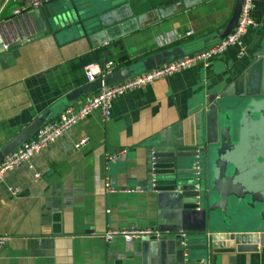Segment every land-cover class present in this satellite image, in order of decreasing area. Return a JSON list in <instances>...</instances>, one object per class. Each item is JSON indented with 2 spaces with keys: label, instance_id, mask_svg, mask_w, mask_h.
<instances>
[{
  "label": "crops",
  "instance_id": "crops-1",
  "mask_svg": "<svg viewBox=\"0 0 264 264\" xmlns=\"http://www.w3.org/2000/svg\"><path fill=\"white\" fill-rule=\"evenodd\" d=\"M14 5L9 0L0 11V34L8 42L6 49L0 47V147L35 117L54 118L65 105L75 106L96 91L65 98L91 82L83 69L72 67L79 55L105 47L108 56L93 62L112 60L116 69L156 52L165 51L166 61L190 54L220 38L234 0H124L101 15L104 25L98 22V29L71 36L43 28L41 5L13 14ZM250 15L254 24L242 36L241 55L231 45L207 65L196 62L114 96L107 118L98 110L89 112L9 170L0 181V233L7 236L0 264H179L170 254L150 261L147 250L153 248L142 238L104 240L100 233L108 227L157 224L156 190L145 153L150 138L170 126L193 130L202 98L229 83L241 96L259 90L264 0H253ZM121 50L128 63L118 60ZM262 99L255 97L257 104L244 111L238 148L247 159L241 167H252L253 181H264ZM105 182L115 190L107 191ZM249 229L235 220L226 227ZM219 250L207 264H264V245Z\"/></svg>",
  "mask_w": 264,
  "mask_h": 264
},
{
  "label": "water",
  "instance_id": "water-1",
  "mask_svg": "<svg viewBox=\"0 0 264 264\" xmlns=\"http://www.w3.org/2000/svg\"><path fill=\"white\" fill-rule=\"evenodd\" d=\"M121 1L124 0H48L41 5V23L43 28L67 36L88 34L104 25L101 15ZM240 3L241 0H234L220 38L235 24ZM164 61L165 51L153 53L113 69L103 77V83H112ZM261 64L259 90L253 95L233 93L230 83L220 92L207 93L196 110L193 130L170 126L155 134L146 145L148 178L156 190L154 226L161 231L159 237L142 238L153 248L147 250L150 261L158 263L170 254L179 264H207L221 247L253 249L257 244L264 245V181L249 177L252 167L242 168L247 159L244 151L238 149L244 111L257 104L255 97L261 96L264 101V55ZM99 84L100 79L95 78L67 93L65 98ZM46 121L43 114L39 115L17 131L0 147V160ZM233 220L251 229L226 230ZM179 230L184 232L183 237L177 233ZM155 251L156 256L151 254Z\"/></svg>",
  "mask_w": 264,
  "mask_h": 264
},
{
  "label": "built area",
  "instance_id": "built-area-1",
  "mask_svg": "<svg viewBox=\"0 0 264 264\" xmlns=\"http://www.w3.org/2000/svg\"><path fill=\"white\" fill-rule=\"evenodd\" d=\"M9 0H0V11ZM15 3L12 7L13 14L28 11L34 7L40 6L48 0H11ZM253 0H241L239 12L232 29L223 37L216 40L213 44L196 50L190 54H183L179 57L164 61L154 67L138 71L120 80L112 83H103V77L113 70L115 63L112 60H105L102 65L92 62L83 66V73L87 81L95 78L100 79V84L96 91L86 93L82 100L75 106L65 105L56 117L47 120L27 139L19 143L15 148L5 154L0 160V181L5 174L15 167L17 164L27 161L33 154L40 151L45 145L55 140L64 130L75 124L77 121L85 117L89 112L98 110L103 118H107L110 113L111 99L120 95L125 91L143 86L156 78L167 76L179 69L191 66L196 62L207 65L209 60L221 54L228 46L234 45L237 48V55L244 52V44L242 36L247 27L254 24L250 11ZM189 29L185 34L191 33ZM0 47L6 49V42L0 34ZM87 137L80 138L75 142V146L83 143ZM124 152V149L109 154L107 158H114L118 153ZM38 175V173H34ZM107 191H113L115 188L105 182ZM122 191L136 190L134 188L118 189ZM14 192L15 190L12 189ZM179 236H184V232L179 230ZM161 231L154 225L147 226H124V227H108L100 233L104 240H110L114 237H120L122 240L129 242L137 238L159 237ZM7 241V236L0 233V247Z\"/></svg>",
  "mask_w": 264,
  "mask_h": 264
},
{
  "label": "trees",
  "instance_id": "trees-1",
  "mask_svg": "<svg viewBox=\"0 0 264 264\" xmlns=\"http://www.w3.org/2000/svg\"><path fill=\"white\" fill-rule=\"evenodd\" d=\"M105 47H99L92 50L89 53L81 54L73 61L72 67L73 69H83V66L92 63L93 61L99 62L101 60L102 55L104 54L105 57L108 56ZM118 54V60L123 63H128V59L124 51H120Z\"/></svg>",
  "mask_w": 264,
  "mask_h": 264
}]
</instances>
